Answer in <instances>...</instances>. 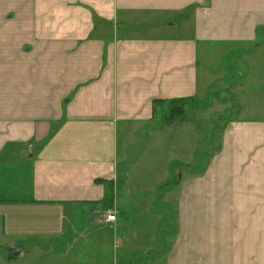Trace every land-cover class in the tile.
Returning <instances> with one entry per match:
<instances>
[{
    "label": "crops",
    "instance_id": "crops-1",
    "mask_svg": "<svg viewBox=\"0 0 264 264\" xmlns=\"http://www.w3.org/2000/svg\"><path fill=\"white\" fill-rule=\"evenodd\" d=\"M261 28L264 0H0V233L38 240L53 234L41 228L53 224L47 211L90 207L95 229L75 232L72 245L92 241L89 264H107L116 221L106 198L134 133L151 128L158 105H197L204 89H226L217 66L233 48L263 51ZM260 73L263 114L240 109L206 168L166 190L177 191L165 198L177 231L164 264H264ZM70 250L73 264L82 251Z\"/></svg>",
    "mask_w": 264,
    "mask_h": 264
},
{
    "label": "rangeland",
    "instance_id": "rangeland-1",
    "mask_svg": "<svg viewBox=\"0 0 264 264\" xmlns=\"http://www.w3.org/2000/svg\"><path fill=\"white\" fill-rule=\"evenodd\" d=\"M262 31L263 28L258 30L259 41L264 35ZM244 51L247 49H231V54L223 64L217 66V70L222 67L226 69L217 81L228 84L226 89H204V96L195 101L197 105L191 100L158 105L151 128H140L134 133V138L128 143L126 158L118 162L116 188L113 186L106 198V214L113 212L117 217L116 223L112 224L114 226L108 228L110 242L107 264H113V261H117V264H164L166 252L177 231L174 202L173 205H167L165 200L168 196L169 199L173 198L175 189L171 188V193H166V190L170 185L175 187L179 184L182 172L189 170L200 173L206 168L212 152L220 145V136L227 120L238 116L240 109L244 111L249 108L243 112V116L248 118L263 114L259 106L262 98L259 85L262 77L260 72L264 69L261 63L264 49L254 51L251 55ZM245 54L248 55L244 57ZM251 60L254 64L249 68L252 76L250 90L244 92L243 87L248 83L249 65L246 62ZM233 66L237 69L230 72L228 69L231 67L234 70ZM237 83L242 87L230 90V86ZM224 103L228 104L222 106ZM251 109L254 110L249 111ZM171 113L177 115V119L171 123L182 118L184 123L168 127L171 123L166 122L165 118ZM153 126L157 132L152 136L149 132H152L150 129ZM76 209L73 213L71 208L65 209L64 213L58 210L53 213L47 211L46 216L53 219V224L48 226L45 222L41 228L45 230L46 227L53 234L37 236L41 237L38 240H23V237H17L15 233L1 232L0 264H69V259L74 257L68 254L70 246V251L76 248L82 251L75 256L73 264H89L88 260L93 259V242L86 239L79 240L75 246L72 243L75 232L77 235L82 232L91 234L95 229L93 222L87 218L95 212L86 206ZM120 214L119 223L123 226L118 229L115 225ZM1 227L3 231L4 225ZM102 230L99 228V232ZM37 244H40L39 248L34 247ZM15 248H24L28 254L13 253Z\"/></svg>",
    "mask_w": 264,
    "mask_h": 264
},
{
    "label": "built area",
    "instance_id": "built-area-1",
    "mask_svg": "<svg viewBox=\"0 0 264 264\" xmlns=\"http://www.w3.org/2000/svg\"><path fill=\"white\" fill-rule=\"evenodd\" d=\"M117 219L116 214L113 212H109L106 214V220L110 222H115Z\"/></svg>",
    "mask_w": 264,
    "mask_h": 264
},
{
    "label": "trees",
    "instance_id": "trees-1",
    "mask_svg": "<svg viewBox=\"0 0 264 264\" xmlns=\"http://www.w3.org/2000/svg\"><path fill=\"white\" fill-rule=\"evenodd\" d=\"M180 115H181V112L179 113V116ZM165 119H166V122H170L171 123V122H173L174 120L177 119V115L171 113V115L167 116Z\"/></svg>",
    "mask_w": 264,
    "mask_h": 264
},
{
    "label": "water",
    "instance_id": "water-1",
    "mask_svg": "<svg viewBox=\"0 0 264 264\" xmlns=\"http://www.w3.org/2000/svg\"><path fill=\"white\" fill-rule=\"evenodd\" d=\"M12 252H13V253H18V252H20V249L15 248V249L12 250Z\"/></svg>",
    "mask_w": 264,
    "mask_h": 264
}]
</instances>
